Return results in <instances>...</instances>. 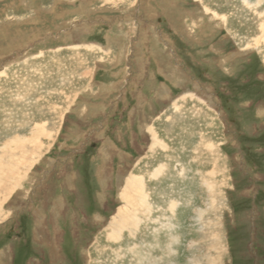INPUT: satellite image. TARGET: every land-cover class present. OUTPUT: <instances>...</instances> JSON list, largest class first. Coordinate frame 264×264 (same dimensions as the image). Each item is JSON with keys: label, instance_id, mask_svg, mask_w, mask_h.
Listing matches in <instances>:
<instances>
[{"label": "rangeland", "instance_id": "374dc122", "mask_svg": "<svg viewBox=\"0 0 264 264\" xmlns=\"http://www.w3.org/2000/svg\"><path fill=\"white\" fill-rule=\"evenodd\" d=\"M263 24L264 0H0V264H264Z\"/></svg>", "mask_w": 264, "mask_h": 264}, {"label": "bare ground", "instance_id": "6f19581e", "mask_svg": "<svg viewBox=\"0 0 264 264\" xmlns=\"http://www.w3.org/2000/svg\"><path fill=\"white\" fill-rule=\"evenodd\" d=\"M262 29H263V31H264V24L262 25ZM262 32V31H261ZM257 43H258V41H257ZM169 92V91H168ZM211 101V100H210ZM211 103V102H210ZM97 105H99V104H97ZM87 114V113H86ZM94 115V114H93ZM92 117V116H91ZM158 141V140H157ZM23 142V141H22ZM20 143V140L19 139H17V140H15V141H12V143L11 144H8V145H6L7 147H22L23 148V146H22V144H19ZM25 143V142H24ZM26 144V143H25ZM28 144V143H27ZM104 144V143H103ZM104 146V145H103ZM109 147V146H108ZM25 148V147H24ZM10 150H13V151H11L12 152V154L13 155H15L16 153L14 152L15 151V149H10ZM40 152V151H39ZM25 153V155H26V152H24ZM10 166V165H9ZM10 168V167H9ZM18 168V167H17ZM17 168H11V169H9V171H10V173H11V175L13 176V178L16 176V174H15V171L14 170H16ZM5 169V168H4ZM20 171H21V169H20ZM101 171V170H100ZM3 169L2 168H0V175L2 174V176H3ZM8 175V174H7ZM20 175V174H19ZM8 176H10V175H8ZM1 177V176H0ZM99 177V176H98ZM16 178H18V176H16ZM19 178H21V177H19ZM99 178H101V175H100V177ZM3 180V179H2ZM15 181V180H14ZM101 181V180H100ZM12 182V181H11ZM142 181L140 180L139 181V184L141 183ZM1 185V184H0ZM23 185V184H22ZM13 186V185H12ZM11 186V187H12ZM10 187V186H9ZM7 187L5 186V185H1L0 186V192H1V189H5V190H7L6 189ZM43 188V187H42ZM131 188V187H130ZM45 189V188H44ZM132 190V192H134L135 190H133V189H131ZM10 191H11V189H10ZM8 192V191H7ZM127 192L128 191H125V198H127V202H131L132 200H128V194H127ZM11 195V194H10ZM31 196V195H30ZM2 197H3V195H2ZM142 198H145V201H146V197H144L143 196V194H142V197L140 198V200L142 199ZM5 199L6 198H2V200H1V195H0V218H1V216H2V213H3V201H5ZM141 203H144V202H142L141 201ZM50 203H48V205H49ZM44 205V204H43ZM140 206H143V204H140ZM44 207V206H43ZM149 208V207H148ZM173 208V207H172ZM149 211V210H148ZM55 212H57V211H55ZM147 213V212H146ZM9 214V213H8ZM44 214V213H43ZM132 214V213H131ZM9 216H10V214H9ZM8 217V216H7ZM135 218V217H134ZM168 218V217H167ZM173 218V217H172ZM126 219V218H125ZM64 220V219H63ZM117 220V219H116ZM127 220V219H126ZM130 220V219H129ZM47 221V220H46ZM103 221H104V219H103ZM136 221V220H135ZM141 222V221H140ZM7 223V222H6ZM124 223V222H123ZM128 223V222H127ZM136 223H138V222H136ZM0 224H2V222H0ZM135 224V223H134ZM130 225V224H129ZM111 226V225H110ZM138 226H139V224H138ZM125 227V226H124ZM169 227V226H168ZM114 228V227H113ZM131 228V227H130ZM163 229V228H162ZM117 230V229H116ZM62 237V236H61ZM161 250V249H160ZM91 260V259H90ZM187 261V260H186ZM181 263V262H180Z\"/></svg>", "mask_w": 264, "mask_h": 264}, {"label": "flooded vegetation", "instance_id": "af4514ba", "mask_svg": "<svg viewBox=\"0 0 264 264\" xmlns=\"http://www.w3.org/2000/svg\"><path fill=\"white\" fill-rule=\"evenodd\" d=\"M227 109H228V110H231V108H229V107H228Z\"/></svg>", "mask_w": 264, "mask_h": 264}]
</instances>
